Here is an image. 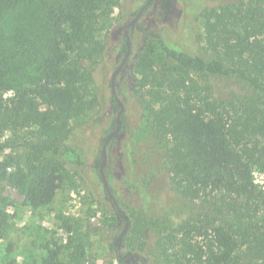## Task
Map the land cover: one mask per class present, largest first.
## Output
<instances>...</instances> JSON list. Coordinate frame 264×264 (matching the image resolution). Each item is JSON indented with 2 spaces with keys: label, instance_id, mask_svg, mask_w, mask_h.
<instances>
[{
  "label": "trees",
  "instance_id": "1",
  "mask_svg": "<svg viewBox=\"0 0 264 264\" xmlns=\"http://www.w3.org/2000/svg\"><path fill=\"white\" fill-rule=\"evenodd\" d=\"M118 5L117 0H0V240L12 226L2 207L4 184L32 208L49 206L69 171L86 165L72 123L97 106L92 65L102 53L98 32ZM199 17L202 41L221 58L174 48L154 34L164 57L139 58L135 91L173 189L203 211L173 223L145 206L132 215L123 240L139 242L153 227L163 264H264V189L255 176L264 174V0H237ZM231 81L249 93L221 98L217 85ZM8 92L12 96L5 97ZM113 105L118 110L114 99ZM6 133L14 138L2 141ZM17 148L24 150L21 159L1 158ZM131 155L128 151L126 159L132 175ZM100 164L101 155L96 167ZM129 179L133 194L150 202L147 186ZM110 247L116 250L115 241ZM66 249H73L76 261L63 260ZM45 250L36 264H93L87 263L80 238L72 246L55 242ZM143 251L140 243L125 256Z\"/></svg>",
  "mask_w": 264,
  "mask_h": 264
},
{
  "label": "rangeland",
  "instance_id": "2",
  "mask_svg": "<svg viewBox=\"0 0 264 264\" xmlns=\"http://www.w3.org/2000/svg\"><path fill=\"white\" fill-rule=\"evenodd\" d=\"M117 1L119 5L113 8L108 18L102 20L98 32L102 53L92 65L93 93L97 97V106L72 123V138L83 153L86 165L78 168L76 173L69 171L66 184L49 206L32 208L26 205L24 196L16 189L3 185L2 207L11 214L12 226L7 237L0 240V264L10 259L18 264H36L47 255L46 245L56 242L69 247L79 238L87 245V263L123 264L110 244L122 231L124 222L118 219L108 198L96 160L101 155L104 139L112 131L117 115L111 93V76L119 63L116 59L124 44V27L147 0ZM236 1L155 0L130 32L131 54L124 72L118 75L116 81V93L124 106L122 128L115 142L107 148L105 167V177L112 194L130 221L132 215L145 206L173 223L203 211L198 203L180 197L170 183L164 153L144 123L136 96V63L144 55L158 61L164 57L154 34H159L174 48L201 55L208 60L220 59L221 53L210 49L201 39L204 29L199 16L205 9H219ZM216 90L223 99L233 97L232 93L239 96L249 93L245 85L232 81L220 83ZM8 96H12V92L5 94V97ZM19 136L27 134L20 132ZM11 137L14 138L6 133L2 141ZM127 150L132 154V175L128 172ZM23 154L22 148L10 149L1 158L9 156L19 160ZM255 174L256 182L264 189V174ZM130 176L135 182H143L147 186L145 192L152 197L151 203L147 198L143 201L128 188ZM159 238L156 228H148L145 238L139 242L124 239L122 254L126 255L134 245L144 243L145 251L139 254L144 255L149 264H163ZM62 257L64 261H76L73 249H66Z\"/></svg>",
  "mask_w": 264,
  "mask_h": 264
},
{
  "label": "water",
  "instance_id": "3",
  "mask_svg": "<svg viewBox=\"0 0 264 264\" xmlns=\"http://www.w3.org/2000/svg\"><path fill=\"white\" fill-rule=\"evenodd\" d=\"M153 0H149L147 4H145L137 13V15L125 26V37H126V53L123 61L119 65V67L113 72L112 77H111V91L112 94L115 96V100L117 102L118 106V112L117 116L115 119V127L112 132H110L107 137L104 140L102 149H101V164L99 166V173L104 185V188L108 194L109 200H111L117 215L121 218V220L124 222V227L120 234L117 236L115 240V247H116V252L119 260H121L124 264H135L137 262H142L143 264H149L148 261L146 260L145 256L139 253H134L130 256L123 257L122 254V242L123 238L127 234L129 227H130V219L126 214L123 213V211L120 209L117 200L115 199L114 195L112 194L111 188L109 186V183L105 177V167L107 165V147L110 144L111 140L115 138L120 132L122 128V114L124 112V106L121 100L116 96V77L118 73L122 70L126 60L129 57L130 50H131V42L129 39V34H128V29L132 27L141 17L143 11L146 9L148 4H150Z\"/></svg>",
  "mask_w": 264,
  "mask_h": 264
},
{
  "label": "flooded vegetation",
  "instance_id": "4",
  "mask_svg": "<svg viewBox=\"0 0 264 264\" xmlns=\"http://www.w3.org/2000/svg\"><path fill=\"white\" fill-rule=\"evenodd\" d=\"M148 1H149V0H147V1H146V2L140 7V9H141L145 4H147ZM154 2H155V0H153L150 4H148V6L146 7V9L143 11V13H144L148 8H150V6H152V5L154 4ZM140 9H139V10H140ZM139 10H138L137 12L134 13L135 15L133 14L132 19L137 15V13L139 12ZM143 13H142V15H143ZM142 15H141V16H142ZM140 18H141V17H140ZM132 19H131V20H132ZM131 20H130V21H131ZM139 20H140V19H139ZM139 20H138V21H139ZM130 21H129V22H130ZM138 21H137V22H138ZM129 22H128V23H129ZM137 22H136L132 27H130V28L128 29L129 39H130V32L134 29V27L136 26ZM128 23H127V24H128ZM127 24H126V25H127ZM126 25H125V26H126ZM124 34H125V27H124V32H123V38H124V43H125V45H126V37H125ZM130 42H131V40H130ZM125 53H126V49H125V51H121L120 54L117 56V59H116V60H117V62H119V63H118V65H117L116 69L119 67V65H120L121 62L123 61V59H124V57H125ZM130 54H131V50H130ZM130 54H129V57H130ZM129 57H128V59L126 60L124 66H123V68H122V70L118 73V75H119L120 73L124 72V67H125V65L127 64V61L129 60ZM116 69H115V70H116ZM115 70H114V71H115ZM112 74H113V73H112ZM118 75H117V77H118ZM111 77H112V76H111ZM117 77H116V81H117ZM111 93H112V91H111ZM116 96H117V93H116ZM112 97H113V99L115 100V96H114L113 94H112ZM117 97H118V96H117ZM115 101H116V100H115ZM121 102H122V101H121ZM116 103H117V102H116ZM117 107H118V106H117ZM118 110H119V109H118ZM118 110H117V112H118ZM122 115H123V114H122ZM116 116H117V115H116ZM114 127H115V125L113 126L112 131L114 130ZM112 131H111V132H112ZM106 137H107V136H106ZM106 137H105V138H106ZM103 143H104V142H103ZM109 145H110V144H109ZM109 145H108V146H109ZM107 148H108V147H107ZM123 257H127V256L123 255Z\"/></svg>",
  "mask_w": 264,
  "mask_h": 264
}]
</instances>
